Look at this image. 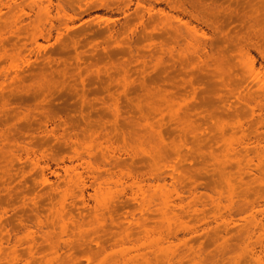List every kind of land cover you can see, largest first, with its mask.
<instances>
[{"label":"rangeland","instance_id":"obj_1","mask_svg":"<svg viewBox=\"0 0 264 264\" xmlns=\"http://www.w3.org/2000/svg\"><path fill=\"white\" fill-rule=\"evenodd\" d=\"M12 1L15 4L11 10L0 8L2 249L10 251L6 245L8 240L18 243L17 264H143V256H153L149 252L153 248L159 250L169 245L164 235V238L158 234L145 237L134 223L147 218L142 198L159 184L155 179L148 180L151 175L155 177L156 172L152 171L156 168L164 171L165 166L175 162L176 156L171 151L165 161L159 159L152 165L151 160L157 155L158 130L167 150L182 136L170 118L171 106L167 101L170 103L176 93L182 96L183 90H188V98H193L189 118L195 127L202 125L205 130L201 140H205L207 174L204 177L200 171L197 174L202 168L201 153L191 137H188V148L193 156L187 157L186 165L192 181L204 184L203 189L199 187L198 196L202 192L206 207L203 214L186 217L194 230L177 233L176 238L170 239L171 246L178 249L186 240L191 258L198 261L202 257L203 264H250L249 251L252 248L258 253L263 250L264 238L261 244L256 237L240 243L233 236L235 227L239 229L254 217L259 220L264 216L247 209L258 200L259 185L253 183L246 192L248 186L236 178V166L226 168L221 178L215 176L210 155L224 154L222 143L216 144L214 140L217 136L214 124L219 119L221 123L240 120L244 134L252 142L254 134L252 137L251 133L256 130L264 133V129L255 120L251 121L248 104L243 99H228L231 107L227 114L220 112L201 119L199 114L207 115L216 92L221 95L224 92L215 88L212 93L210 75L192 71L186 76L181 64L179 66L180 56L172 55L173 60L161 52L162 47L179 51L178 44L169 36V28L175 22L166 14L196 22L181 10L173 9L174 5L183 3L198 15L200 1L213 0ZM247 1L215 2L222 7V17L219 22L214 17L211 19L220 26L221 33L218 35L214 28L201 26L208 36L216 35L212 38L213 48L221 34H231L234 30L246 36L247 27L241 24L242 20L232 22L227 8L238 9L241 15L248 13L261 23L262 0H251L250 7ZM101 4L114 10L94 9ZM89 7L92 8L90 16L85 12ZM260 29L262 32L263 24L254 27L251 39L259 42L264 51ZM218 45L222 48L226 43L221 41ZM250 53L256 68H264L258 53L254 49H250ZM121 65L128 67L123 69ZM184 77L187 82L193 80L194 86L185 84ZM242 88L245 86L239 85V89ZM156 105L162 113L153 110ZM253 105L257 106V101H253ZM139 106L149 112L148 120L143 119ZM231 133L233 131L227 129V136ZM25 147L31 148L30 157L35 156L42 167L46 166L44 170L31 163ZM255 155L253 153L252 157ZM43 174L49 179L48 185L42 183ZM227 175L233 176L232 188L225 183ZM71 177L75 182L80 178L84 180L83 196L81 187L70 182ZM208 196L218 197L219 211ZM103 199L104 203H100ZM104 204L112 208L111 214L101 213ZM240 205H245V209L238 211ZM231 207L236 208L233 213L229 212ZM29 232H33L31 236L35 238L32 250L26 244ZM44 235L57 243V251ZM149 245L154 247L148 251ZM0 264L8 263L1 260ZM260 264H264V255Z\"/></svg>","mask_w":264,"mask_h":264},{"label":"bare ground","instance_id":"obj_2","mask_svg":"<svg viewBox=\"0 0 264 264\" xmlns=\"http://www.w3.org/2000/svg\"><path fill=\"white\" fill-rule=\"evenodd\" d=\"M214 1L215 0L209 3L200 1V12L198 15H195L194 13L189 11L183 3L174 5L173 9L181 10L183 14L188 15L190 19H193L196 22L194 24L186 21L184 17L166 14V17L168 16L169 18H172L173 23L175 22L174 25L169 28V36H172L173 40L178 44L177 46L179 47V51H176V49L174 48L162 47L161 52L165 54L167 53V55L171 56L173 60L174 56L172 55L177 54L176 56H178V58L180 56L181 63H179V66L181 64V70L184 71L186 76L187 74L189 75V73H191L192 71H198L199 75L203 73L210 75L214 82H211L212 93L213 91H215V88L216 90L218 89L219 91L222 90L224 92L223 95L225 96V98L223 97V95L216 92V97L214 96L213 100H211L209 104L210 111L207 112V115H203V113L199 114V116L202 115L201 119H204L208 115L214 116L219 114L220 112L224 114L229 111L231 103L228 99H232L234 101H241L243 99L248 104L247 108L249 109L250 116L252 117L251 121L255 120L258 126L260 125L261 128L264 129V68L263 66L258 69L256 68L255 59L251 56L250 53V49H254L264 62V51L262 45L259 42H253V40L251 39L252 30L254 29V27H261V24H263V34L260 29L261 37L264 38V17L261 18L260 23L255 20L253 16H248V13H243L241 15L238 9H233L231 7L227 8L226 11L228 12L229 18L232 20V22L236 20H242L241 24L243 23V26L247 27L246 36L242 37L238 33V31L236 32L234 30L231 34H221V38L219 41V36L217 37V39H215V47L213 48L212 38H214L216 35L213 34L211 36H208V34L201 26L214 28L216 33L220 31V26L216 25L217 22H219V17H222V7H218V5L215 4L217 0L215 2ZM172 3L175 4L174 2ZM247 3L250 7L251 0H248ZM262 3L263 4L260 12H264V0H262ZM13 4H15V2H13L12 0L7 2L0 0V8L6 7L11 10ZM88 6H86L85 8H87ZM92 8L90 9L89 7L85 10V12L89 14V16L91 15L90 13L92 11ZM110 8L111 7L107 4H101L97 7L95 5L94 9L100 11L114 10L113 8V10ZM209 12L210 17L208 14ZM212 17H214L215 20L217 19V22L212 20ZM105 21L108 25L107 19ZM221 41L223 43H226L225 47H219L218 42L221 43ZM158 64L160 63L158 62ZM177 65H175V67ZM120 67L123 69H127L128 65H121ZM185 78L187 77H184L185 84L194 86L193 80H189L187 82ZM239 85H243L245 86V88H242L240 90ZM188 95L189 91L185 90L184 92L183 90L182 96L179 94L177 95L176 93L174 95V99L170 100V103L169 101H167V104H170L171 106L169 108L168 105V108L170 109V118H172V121L177 125L180 132L182 133V136L178 142L173 141V144L169 147L170 150H167V144H163V135L158 130V141L157 143H155V150L157 151V155H154L151 160L153 161L152 165H154V163L159 159L165 161L169 158V152L171 151L172 154L177 157L176 158L174 156L176 159H174V161L176 163L173 161L174 163H172L170 166H165L164 171H161L158 168L152 171L153 174H155L156 172L155 177L151 175L148 180L150 181L155 179L159 181V184L156 189H153L151 187V190L147 192L146 197L142 198L146 203V209H143V211L149 216L146 215L147 218L144 217L145 219H143L142 221L134 223L136 229L139 230L140 233L144 234L145 237L153 234H158L160 236L164 235L166 242L168 241L170 246L166 244V247L160 248H164L163 250L155 249V251L153 250L154 246L150 247L149 245L148 251L151 250L150 248H153L152 251H149L150 255L153 256L150 257L145 255V258L143 256V264H186L187 262L192 264L204 263V258L201 257V254H197V257H201L198 261L194 257L191 258V248H187L186 240L183 241V246H181L182 248L178 247V249L171 246V243L173 242H171L170 240L174 237L176 238L177 233L179 232H188L191 229L194 230L190 222L186 220V217L198 216L199 214H203L206 207L205 202L202 201V192L198 196V189L199 187L203 189L204 184H198L196 181H192L193 178L190 173V168H188L187 170L186 165V163L189 162V160H186L187 157L193 156V154L191 153L192 151L188 148V137H191L196 143V150H200L201 153L202 168L197 171V174L200 171V175L204 177V174L207 172L206 168H204V165L207 162L206 154H204L203 151V149L205 148V140H201L205 135V130L203 129L202 125L195 127L194 122L191 120V118H189L191 116V102L193 101V98L192 100L189 99ZM253 101H257V106L253 105ZM257 109L258 112L256 111ZM138 110L143 116V119L148 120L149 112H147V109L145 111L142 106H139ZM153 110L159 113L163 112H161V110L157 108V105L155 108H153ZM243 127L244 124L240 120H237L233 123H221V120L219 119V121L214 124V130L217 134L214 140L216 141V144L222 143L224 154L220 156L218 154L210 155L213 165L212 173L215 176L219 175L221 178V175L225 174L224 170L226 168L236 166V178L240 181L241 184L248 186L246 192H249L251 190V186L253 183H258V200L251 203V205L249 206L251 208L247 209L255 211L256 214L264 215V202H261V199H263L264 201V193H261L264 191V133H259L258 130L254 131V133H251L252 137L254 134V141L252 142L249 140L248 135L244 134L245 131ZM227 129H229L231 132L233 131V133L228 135L229 137L226 134ZM237 132H241L242 135H237ZM139 140L140 139H138V141ZM255 143H257V145H255ZM25 149L27 151L29 159L31 160V163L35 167H41L44 170L46 166L42 167L39 160L35 156L30 157L31 148L25 147ZM253 153L256 154L254 157H252ZM178 165H180L182 169L181 167H178ZM179 168L181 169V171H179ZM71 179L72 180L70 182H73V184L76 185L77 188L81 187V193H79L83 196L84 193L82 189L85 188L84 180L80 178L75 182L73 181L74 179L72 177ZM93 179L96 180V177L93 176ZM169 179L171 180V182H169ZM232 179L233 176L231 175H227L224 178V180L226 181L225 183L231 188ZM42 183L43 185H48L49 183V179L44 174L42 175ZM190 187L193 189H189ZM186 193H188L189 196ZM134 199H138L137 196L134 197ZM208 199H210L211 204L217 209V211H219L220 201L218 197L214 198L208 196ZM100 203H104V199L102 200V202L100 201ZM240 206L241 207L237 209L238 211L242 208L243 210L245 209V205ZM234 210H236V208H229V212H232ZM112 212L113 210L108 204L103 205L101 213L111 214ZM99 213L97 219H99ZM95 216H97V214ZM253 219L254 220L249 222L246 226H243L239 229H237V227L234 228V230H236L235 235L233 236L234 240H236L237 242L240 241V243H246L256 237V240L258 239L260 241L259 244H261V239L264 238V216L259 220H257L255 217ZM151 224H153V226H151ZM65 229L66 228L63 226L62 230ZM31 234H33V232H29L27 234L26 244H28L29 248L32 250V246L35 244V238L32 237ZM164 237L162 236V238ZM44 238L49 242V245L53 248V250H58L57 243L54 242L49 235H47V239L46 235H44ZM151 243L153 244V241ZM17 244L18 243L16 242L11 243V241L8 240L6 242V245L10 250L9 252L4 251L0 246V261L5 260L8 264H17ZM146 244L148 245V243ZM180 244H182V242H180ZM159 245L160 243L158 244V246ZM226 245L230 247L229 243H227ZM155 247L157 246L155 245ZM195 252L200 253V251ZM249 253L251 263H248L252 264L254 261L255 264H260L262 256L264 255V249H261V251H259L258 253L254 250V248H252Z\"/></svg>","mask_w":264,"mask_h":264}]
</instances>
